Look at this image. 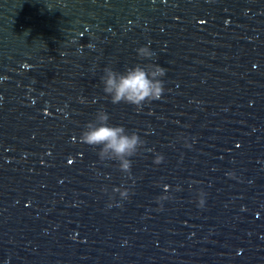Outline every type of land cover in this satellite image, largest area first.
Returning a JSON list of instances; mask_svg holds the SVG:
<instances>
[{
  "label": "clouds",
  "instance_id": "obj_1",
  "mask_svg": "<svg viewBox=\"0 0 264 264\" xmlns=\"http://www.w3.org/2000/svg\"><path fill=\"white\" fill-rule=\"evenodd\" d=\"M138 58L151 61L155 53L150 46L143 45L136 50ZM166 69L158 63H137L127 67L124 71H118L111 66L103 69L101 83L102 91L106 98L114 105L125 103L135 106L141 110L145 104L157 101L163 98L166 91L164 77ZM185 139V147H191ZM80 143L98 148L97 156L100 162H116L118 170L131 175L133 160L144 150L145 140L133 130H128L122 125H113L110 123L109 113L100 108L95 113L94 119L86 123L79 136ZM164 160L162 154H155L153 163L160 164ZM177 191L179 188L176 189ZM108 192V189H103ZM131 189L123 185L113 187L109 196V207L113 203H120L129 199ZM119 197V201L116 197ZM197 207L204 208L206 204V193L203 190H197ZM173 197L164 186V194L156 198L159 210H163V202L171 200ZM122 206V204H121Z\"/></svg>",
  "mask_w": 264,
  "mask_h": 264
}]
</instances>
